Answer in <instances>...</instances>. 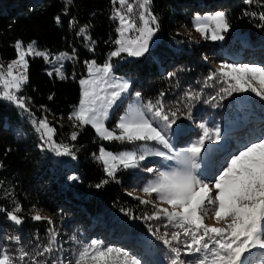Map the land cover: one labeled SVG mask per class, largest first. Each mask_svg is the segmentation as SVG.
<instances>
[{"label":"trees","instance_id":"16d2710c","mask_svg":"<svg viewBox=\"0 0 264 264\" xmlns=\"http://www.w3.org/2000/svg\"><path fill=\"white\" fill-rule=\"evenodd\" d=\"M128 3L133 7L131 20H139L140 0ZM118 10L119 4L113 0H0V72L5 73L3 69L17 57L18 41L22 46L35 42L49 55L65 53L71 58L60 78L47 73L44 59L26 57L27 79L14 95L24 101L28 111L4 99L0 92V207L11 211L19 205L22 212L17 215L23 221L16 225L6 213H0V247L13 256L21 248L35 255L51 244L52 251L36 259L40 264H67L80 248L97 240L129 251L141 264H149L150 256L158 263L172 264L174 254L158 237L179 229L162 216L146 219L156 210L125 193L127 189L141 191L144 180L136 182L126 170L117 172L116 180L109 178L97 157L102 146H112L101 141L91 126L66 120L79 103V80L86 76L88 62H113L109 54L118 47L114 43L118 39ZM150 10L158 18L159 42L140 58L123 64L118 72L135 79L132 90L139 92L144 102L160 100L165 113L179 108L175 124L184 132L175 146L183 149L200 136L198 124L209 127L225 114L232 100L221 91L228 85L217 65L241 62L264 67V21L250 15L264 12V0H252L251 4L245 0H152ZM218 11L226 12L230 22L229 30L220 33L223 40H213L211 34L191 39L179 33L193 30L196 15ZM210 75L215 79L209 80ZM189 92L198 99L188 101L185 93ZM189 111L191 119L187 118ZM42 119L54 129L53 140L71 149L72 155L62 163H55L40 148L41 134L34 121ZM73 133L76 140L71 139ZM72 176L79 179L70 180ZM105 179L109 182L97 188ZM39 210L52 216L51 224L32 219ZM13 236L20 238L19 243L7 239ZM188 238L181 236L176 245L183 261L198 255L184 254Z\"/></svg>","mask_w":264,"mask_h":264},{"label":"snow or ice","instance_id":"6c2138e0","mask_svg":"<svg viewBox=\"0 0 264 264\" xmlns=\"http://www.w3.org/2000/svg\"><path fill=\"white\" fill-rule=\"evenodd\" d=\"M116 2V0H113ZM121 6L127 4V12L132 13L133 7L128 4V0H119ZM152 0H140L139 13L140 25L131 19H126L125 15L116 12L120 20V39L114 41L120 47L110 55L117 57L121 52H127L129 56L141 57L149 51V41L159 29L158 18L150 10ZM245 3H252V0H245ZM246 15L249 13H245ZM252 16H257L264 21V12L259 14L253 12ZM59 22V18H57ZM196 31L202 35L211 32V39L223 40L220 33L227 32L230 28L227 13L218 11L204 17L197 16L194 19ZM153 25L155 27H153ZM214 26V27H213ZM134 30L138 35L134 38H126L125 32ZM85 30L80 29L83 33ZM207 38V37H206ZM28 45L27 52L22 48L21 42L16 43L18 59L8 65L7 77L11 80H4L5 86L15 88L19 91L21 83L26 81L24 74L13 75V68L16 66L27 69L25 55L35 54L44 56L47 54L35 51L33 45ZM113 65L106 63L102 67H96L95 62L89 64V75L92 79L81 80L84 87L83 98L73 117L79 122V126L91 125L98 136L107 141H119L128 144H137V151L123 152L120 155L111 153L105 154L102 148L98 160L104 163L105 172L109 178L116 180L118 166L124 169L140 167V161H144L147 156L163 157L166 161H174L175 166L169 170H154L146 167L148 173L157 172L154 180L148 182L141 191L149 196L155 194L158 201L167 204L168 208L157 207L152 216L146 219H160L161 216L167 219L168 223L173 224L179 231H165L158 237L164 246L174 254L172 264H254L253 249L264 250V136L257 141L245 146L238 154L232 155L225 165L214 175L213 179H208L200 169L202 150H206V141H219L221 132L219 127L210 129L205 123H199L198 127L202 134L197 141L190 146L173 150L169 139L166 138V129H170L176 123L177 113L171 111L164 112L163 103L157 100L155 104L149 101L147 104L140 103V93H135L136 104L130 106L126 115L121 116L115 130L105 127L104 121L108 119L109 109L122 100V94L128 93L130 83L128 81H110L108 77L112 74ZM51 74V73H50ZM173 75V74H170ZM219 75L226 78L227 88L221 91L231 95L233 92L245 93L252 92L264 100V67L233 64H222ZM4 78V73L0 72V79ZM209 80L215 79V75H210ZM253 81L260 85L257 89L253 86ZM108 89H111L109 92ZM188 101L198 99L197 95L185 93ZM3 98L17 104L18 107L28 111L23 100L18 99L14 94L5 91ZM215 99V97H213ZM185 107H190L186 104ZM152 113L154 117L165 122L164 128L154 127L145 111ZM170 116L172 117L170 119ZM188 119H191L189 111ZM34 123H37L34 121ZM43 130L49 149L54 151L57 156L72 155L71 149L67 145L57 144L53 140L54 129L46 120H39L37 131ZM77 134L73 133L72 140H76ZM155 141L162 145V149H152L147 146V142ZM166 149L167 151H164ZM139 153V154H138ZM111 161V163H110ZM70 180L76 181L77 176H72ZM109 181L102 180L96 187L100 188ZM140 199L139 197H136ZM143 204L152 203L149 200H140ZM169 208L171 210H169ZM35 210V205L33 206ZM22 212L19 205L11 211L0 207V213H6L7 219L20 225L23 221L17 213ZM212 214L217 224L223 223L224 227H209L205 224V218ZM33 220H43L45 217L34 214ZM51 224L52 221L48 220ZM165 228L168 224L164 225ZM156 231H159L157 229ZM181 236L190 239L184 243V254L194 255L191 261L180 259L181 248L177 247L181 243ZM7 239L19 243L18 236L7 237ZM75 240V237H73ZM52 251L51 244L35 255L18 250V255L13 256L6 247H0V264H40L36 256H44L45 253ZM247 254V255H246ZM261 259L258 264H264V252L260 253ZM60 264H63L61 261ZM67 264H141V260L129 251L105 246L101 241L93 240L89 244L80 248L74 259L67 261Z\"/></svg>","mask_w":264,"mask_h":264},{"label":"rangeland","instance_id":"374dc122","mask_svg":"<svg viewBox=\"0 0 264 264\" xmlns=\"http://www.w3.org/2000/svg\"><path fill=\"white\" fill-rule=\"evenodd\" d=\"M116 2H118L119 4L118 11L124 14L126 19H132L131 14L133 13L127 12V4L124 6H121L119 3V0H116ZM197 16L198 15H196L195 17ZM117 19H118V29H119L121 25H120V20L118 16H117ZM136 23L138 25L141 24V22L138 19L136 20ZM179 33L191 39H199V38L205 39L206 37L208 38L209 35L211 34L209 32L208 34L206 33L202 35L200 32L196 31L195 25H194L193 30L192 29L180 30ZM137 35L138 33L134 30L125 32L126 38L134 39ZM120 38H121L120 32L118 31V39ZM159 40H160V37L157 34H155L152 37V40L149 41V50L153 48L155 44L159 42ZM32 44L33 43H29V44L22 46L23 50L27 52L28 45H32ZM33 47L35 51L46 53L47 60L44 58V56H36L34 53L31 55L26 54L24 57L25 60L27 56L40 57L44 59L46 65L49 66V68L47 69V73L49 74L51 73L61 78L62 68L66 62L70 61L71 59L70 56L65 53L49 55L46 51L38 49L35 46V44L33 45ZM119 47L120 46L118 45V47L113 51H116ZM110 54H109V57L110 59H113V62H106V63H111L114 67H113L112 74L108 77V79L110 81L115 79L116 82H122L126 80L130 83L129 92L122 94V100L117 101V103L113 105L111 109H109L108 119L104 121V125L106 128H108L109 130H115L116 133L118 134L119 129L116 128V124L118 123L120 117L126 115V113L129 111L130 106H134L137 101V97L135 95L136 92L132 90V85L135 79L132 78L130 75L125 74L124 72L120 73L118 71L119 69L122 68L123 64H125L126 62H131L140 57L129 56L127 52H121L120 55L117 57H113ZM237 56L238 55H235L233 58H237ZM17 59H18V53H17V57L13 61ZM13 61L8 63L6 65V68L3 69V71H5L4 78L0 79V92L2 93V95L4 94L5 91H8L14 94L16 90L15 88H12V87L6 88L5 83H4V80H9V81L11 80L10 77H7V70H8V65L11 64ZM92 62H95V61L90 60L87 64L86 76L79 80V85L81 89L79 103L66 117V120L73 124H79L78 121H76L74 118L70 119V117H73L74 112L78 110L81 100L83 98L84 87L81 85L80 81L92 79V77L89 75V64ZM103 65L95 63L96 67H102ZM221 65L222 63L217 65L218 71L220 70ZM234 65L241 66L242 63L241 62L235 63ZM24 72H25V69L23 67L16 66L13 68L14 76H19L21 74H24ZM253 86L256 87L257 89L260 88V85L256 83L255 81H253ZM108 91L110 92L111 89H108ZM230 96L232 97V100L230 101L229 105L226 107L225 114H223L222 116H219L217 120L213 122L212 124H210V126L208 127L210 129H213L218 126L221 132V139L219 141H215V140L211 142L206 141V150H202L201 152V156L203 157V160L201 161L198 174L202 173L205 177H207V174H210V177H207L208 179H213L214 175L218 173V171L225 165L226 161L230 159L232 155L238 154V152L242 150L245 146L249 145L252 142L257 141L259 138L264 136V100H262L260 97L256 96L255 93H252L250 91L245 92V93L233 92ZM252 101H255L257 105H253ZM140 103L147 104L148 102H144L140 97ZM259 104L260 106H258ZM144 111H145L146 117L150 119L154 127L164 128L165 122L163 120H160L159 118L154 117L153 114L148 113L146 109ZM35 126L37 129L38 122L35 124ZM198 130H200L199 133L201 135L202 130L199 127H198ZM39 132L41 134L40 148L46 151L47 153H49L52 159L54 160V162L57 164L62 163L65 160H67L68 156H57L54 151H51L49 149L46 137L43 136V130ZM183 132H184V128H181L177 124H173L170 129H166V133H165L166 138L169 139L170 143L173 146L174 151L180 150V147L175 146V145L179 140H182V138L180 139V134H182ZM186 134L187 133H185L184 136ZM98 137L101 139V141L112 146V148H109V149H105L103 146L101 147V149L103 148L105 150V154L111 153L114 155H120L123 152L137 151L138 145L144 143V142H137V144H133V146L130 147L128 143H122L119 141H107V140H103L100 136ZM186 138L187 136H185L183 139H186ZM196 141L197 140H195L194 142ZM147 146L152 149H162V145L156 143L155 141L147 142ZM163 150L167 151L166 149H163ZM100 152L101 150L99 151V155H100ZM101 163L105 170L106 166L104 165L102 161ZM139 163H140V167L138 168L124 169L122 166H118L119 170L117 172L121 170L128 171L131 174L130 177L136 178V182H138L139 180H144L143 181V187H144L148 184L149 181L154 180L157 176L156 171H153L152 173H148L147 171H145L144 169L146 167H151L154 170H169V167L175 166L174 161H166L163 157H158V156H147V158L144 161H140ZM125 193L129 195L130 197H132L133 199H136L138 201L140 200L152 201V203H148L152 207H153V204H156V206L160 208L169 207L167 204L160 203L155 194L149 196L147 194H144L142 191H136L134 189H131V190L127 189L125 190ZM136 197H139L140 199H137ZM154 209L156 210V208ZM169 210L171 209L169 208ZM38 214L41 215L42 217H45V220L47 222L48 220H52V216H50L49 214L41 210L38 211ZM205 224H207L209 227H214V226L224 227L225 226L223 223L217 224L214 217H212L211 213L209 214V217L205 218ZM171 225L175 227L173 224ZM53 237L56 238L57 234L53 233ZM189 239L190 238H188V240ZM136 245L140 247L142 246L140 242H137ZM252 251L253 253L256 254L254 256V264H258V261L262 258L260 255L261 251L257 252L254 249ZM143 262L144 260L142 261V263ZM149 264H161V263H158V260L154 256H150Z\"/></svg>","mask_w":264,"mask_h":264}]
</instances>
